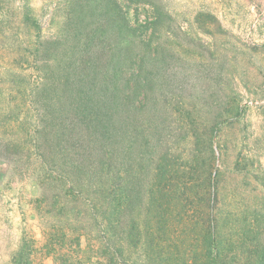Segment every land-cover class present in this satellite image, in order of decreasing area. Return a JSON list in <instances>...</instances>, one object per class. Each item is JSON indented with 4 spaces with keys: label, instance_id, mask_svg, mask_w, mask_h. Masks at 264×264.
Segmentation results:
<instances>
[{
    "label": "rangeland",
    "instance_id": "1",
    "mask_svg": "<svg viewBox=\"0 0 264 264\" xmlns=\"http://www.w3.org/2000/svg\"><path fill=\"white\" fill-rule=\"evenodd\" d=\"M28 2L43 34H58L65 0ZM156 3L169 16L153 37L166 54L165 60L159 55L156 70V88L166 86L168 96L165 101L159 97L161 130L147 155L149 164L136 170L133 181L125 166L120 215L110 219L105 255L92 260L211 264L217 251L223 264H264V0ZM23 6L24 0H0V137L19 136L12 108L23 107L27 86L22 83L36 74L20 69L26 67L25 57L15 68L26 34L33 32L22 25ZM58 61L55 75L44 73L47 88L63 77ZM223 121L214 135L212 126ZM194 132L200 139L196 150ZM156 164L162 165L160 181L155 180ZM210 171L216 174L212 244L203 228V182ZM39 174L36 163H0V264H17L25 243L27 251L35 252L34 264H53L44 257L46 248L51 242L56 248L55 241L69 244L62 236L74 232L73 202L57 195L59 189L44 199ZM118 222L122 229L116 232Z\"/></svg>",
    "mask_w": 264,
    "mask_h": 264
},
{
    "label": "trees",
    "instance_id": "2",
    "mask_svg": "<svg viewBox=\"0 0 264 264\" xmlns=\"http://www.w3.org/2000/svg\"><path fill=\"white\" fill-rule=\"evenodd\" d=\"M156 2L65 0L67 12L61 29L47 37L24 0L22 25L33 32H27L15 68L25 57L26 67L20 69L36 74L22 83L27 86L23 107L12 108L16 113L13 127L19 136L0 137V163H36L44 199L59 189L57 195L63 193L73 202L74 232L69 238L62 236L69 244L53 240L57 247L51 242V248H46L44 257H51L53 264H81L84 260L94 264L92 259L105 255L108 245L104 237L112 229L110 219L120 215L124 168L129 169L133 181L136 170H143L150 162L147 155L156 146L161 130L159 97L164 101L168 98L166 86L160 91L156 88L159 55L165 60L166 54L153 37L169 16ZM57 61L63 77L58 76L57 84L47 88L44 73L55 75ZM223 123L212 126L214 135ZM190 136L196 150L200 139L195 132ZM160 165H155L158 181L163 178ZM203 187V228L212 244L217 230L212 206L216 174L210 171ZM113 229L119 232L121 223ZM93 234L98 235L96 239ZM26 248L27 243L19 249L17 264H34L35 252ZM90 251L98 254L92 257L87 254ZM221 261L216 251L211 264H223Z\"/></svg>",
    "mask_w": 264,
    "mask_h": 264
}]
</instances>
